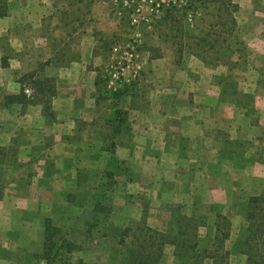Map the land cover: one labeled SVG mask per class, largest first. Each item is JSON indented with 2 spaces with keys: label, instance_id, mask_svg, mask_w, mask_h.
I'll return each instance as SVG.
<instances>
[{
  "label": "rangeland",
  "instance_id": "374dc122",
  "mask_svg": "<svg viewBox=\"0 0 264 264\" xmlns=\"http://www.w3.org/2000/svg\"><path fill=\"white\" fill-rule=\"evenodd\" d=\"M2 1V256L48 264L49 218L53 241L74 244L52 264H127L142 227L197 219V251L167 244L164 264H214L215 250L246 264L248 200L264 192V0Z\"/></svg>",
  "mask_w": 264,
  "mask_h": 264
},
{
  "label": "trees",
  "instance_id": "16d2710c",
  "mask_svg": "<svg viewBox=\"0 0 264 264\" xmlns=\"http://www.w3.org/2000/svg\"><path fill=\"white\" fill-rule=\"evenodd\" d=\"M197 1V0H193ZM201 1V0H200ZM231 4V0L225 2L222 0L220 5L228 7ZM189 7H193V2L189 4ZM221 10V9H219ZM7 9L6 5L2 0H0V16H6ZM171 12L166 17L170 16ZM180 22V20H179ZM179 29V28H178ZM180 30V29H179ZM23 94V92L21 91ZM22 95H8L6 101L8 103L20 102ZM217 222L215 223V236H213V242L217 248H222L225 245V241L229 238V232H226L222 227V222L230 223L228 216L222 213H217ZM220 219V221H219ZM247 235L242 242L241 253L246 257V264H264V192L257 195H252L248 200L247 208ZM178 223V230L174 232H164L152 227H142L139 234L131 235L133 237V247L129 249V254L126 256L127 264H164L162 257L164 255V248L167 244H173L181 248H186L190 251H197L199 245V232L197 219L195 221ZM198 225H196V224ZM202 225V224H201ZM192 230V232L189 230ZM56 227L52 225L51 219H45V236H44V251L42 258L52 264L54 257H57L60 253V249L64 244L71 248L74 244L62 237L61 244L58 241H53L55 235H57ZM131 232L130 228H126L123 231V236ZM180 236L184 237V241H179ZM125 238L121 241L125 243ZM205 257H210L213 259L214 264H229L228 256L230 252L224 251L222 254H217L215 251H206ZM62 259V257H60Z\"/></svg>",
  "mask_w": 264,
  "mask_h": 264
},
{
  "label": "crops",
  "instance_id": "0c3cea01",
  "mask_svg": "<svg viewBox=\"0 0 264 264\" xmlns=\"http://www.w3.org/2000/svg\"><path fill=\"white\" fill-rule=\"evenodd\" d=\"M185 1H188V0H176V4L178 5V7H183L184 6V4H185ZM183 17V16H182ZM191 19V20H193V22H196L197 21V19H198V15H195V14H189V16L188 17H185L184 16V19H185V21L186 22H188V19ZM190 20V21H191ZM260 36L263 38L264 37V35L262 34V32H260ZM9 105H12V104H9ZM164 130L162 131V134H164ZM166 133V132H165ZM180 132H178V133H176L175 135H174V140H175V142H174V144H173V146L174 147H176V146H178L179 144H177L176 143V140H177V138L179 139V143H186V142H188V139H187V136L186 135H184V134H179ZM207 134V135H206ZM206 134H204L203 132L201 133V134H196V137L195 138H193L198 144H196L197 145V147H202V148H205V149H209V148H211L212 147V143H213V141H214V137H211L210 138V143H207L209 140H208V138H209V135H211L212 134V130H208V132H206ZM177 137V138H176ZM186 137V138H185ZM165 138V137H164ZM185 145V144H184ZM180 146V145H179ZM169 148H170V146H168ZM172 147V146H171ZM25 163H23L22 165H24ZM27 165H31V163H26ZM21 165V164H20ZM32 170H31V168H28L27 166H23L22 168L21 167H18V169H16V173H22V175L23 174H25L26 175V173H29V172H31ZM1 179H3L2 181H4L5 180V178H1ZM13 179H15V176H12V178L11 179H8V180H13ZM17 179V178H16ZM18 179H21V178H18ZM16 181H13V183H15ZM13 183L11 184V186L13 185ZM7 185V184H6ZM1 187H3V185H1ZM20 187H22V186H20ZM11 189H13V188H11ZM17 190V189H16ZM26 190V189H25ZM2 191L0 190V193H1ZM6 196H7V194H6V188H5V191L3 190V193L2 194H0V217H2V212L4 211V209L5 208H7L8 207V204L7 203H3V202H5V201H7V198H6ZM13 196H15V197H13V198H16V197H20L21 198V192L20 191H18L17 190V194H15L14 193V195ZM2 198V199H1ZM13 201V200H12ZM9 206H10V204H9ZM14 206V205H13ZM13 206H12V208H13ZM14 209H15V211L17 212V207H16V205L14 206ZM13 209V210H14ZM0 226H1V220H0ZM1 229V228H0ZM12 243H14V245H15V241L14 242H12ZM2 255H5V254H3V249H0V264H18L17 262H20L21 261V258H22V256H20V255H17V253H16V251H15V254H14V256H12L11 258H9L8 256L7 257H4V256H2ZM15 256H17V258L15 257Z\"/></svg>",
  "mask_w": 264,
  "mask_h": 264
}]
</instances>
